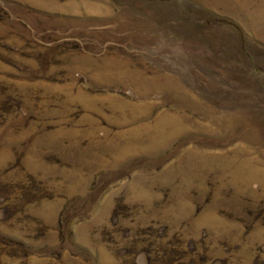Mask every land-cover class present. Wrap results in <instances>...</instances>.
I'll return each mask as SVG.
<instances>
[{
  "label": "rangeland",
  "instance_id": "obj_1",
  "mask_svg": "<svg viewBox=\"0 0 264 264\" xmlns=\"http://www.w3.org/2000/svg\"><path fill=\"white\" fill-rule=\"evenodd\" d=\"M0 264H264V0H0Z\"/></svg>",
  "mask_w": 264,
  "mask_h": 264
}]
</instances>
